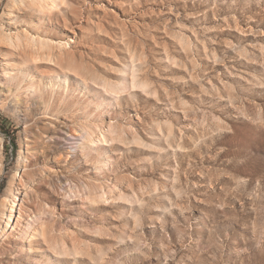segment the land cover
Listing matches in <instances>:
<instances>
[{
    "label": "rangeland",
    "instance_id": "374dc122",
    "mask_svg": "<svg viewBox=\"0 0 264 264\" xmlns=\"http://www.w3.org/2000/svg\"><path fill=\"white\" fill-rule=\"evenodd\" d=\"M42 4L0 0V264H264V0Z\"/></svg>",
    "mask_w": 264,
    "mask_h": 264
},
{
    "label": "bare ground",
    "instance_id": "6f19581e",
    "mask_svg": "<svg viewBox=\"0 0 264 264\" xmlns=\"http://www.w3.org/2000/svg\"><path fill=\"white\" fill-rule=\"evenodd\" d=\"M29 7H31V8H38V9H41L42 10V8H43V4H42V0H29ZM51 7V6H50ZM30 34V33H29ZM2 42V41H1ZM62 46V45H61ZM18 47V46H17ZM6 49V48H5ZM13 49V48H12ZM37 49V48H36ZM13 51V50H12ZM19 52H20V50H19ZM15 54V53H14ZM58 56V55H57ZM30 57V56H29ZM37 57V56H36ZM60 58V57H59ZM36 60V59H34V56H33V58H31V60ZM57 59V58H56ZM32 60V61H33ZM57 61V60H56ZM45 64V63H44ZM54 64V63H53ZM4 67V66H3ZM1 69V68H0ZM21 69V68H20ZM33 70V69H32ZM66 72V71H65ZM9 75H12V72H10L8 75H6V74H0V78H6V77H8ZM35 77H36V75H35ZM51 81V80H50ZM20 175V174H19ZM19 185L21 186V188H22V190H23V193H24V197L23 198H26L27 196H28V191H27V189L30 187H28L27 188V185H26V183H25V180H24V175L22 174L21 176H20V178H19ZM22 192V191H21ZM15 200L16 199H14V198H12V199H9V201H10V203H11V206H10V208L12 209V208H14V204H15ZM20 200V199H19ZM8 206V205H7ZM22 206L23 205H20V207L22 208ZM16 213V212H15ZM14 217V216H13ZM11 218H12V216L10 215V216H8V221H10L11 220ZM12 227V226H11ZM0 232H2V231H0ZM3 236V235H2ZM4 239V238H3Z\"/></svg>",
    "mask_w": 264,
    "mask_h": 264
}]
</instances>
